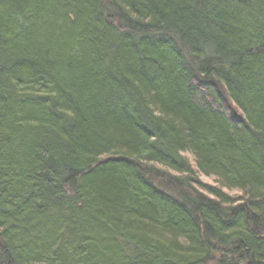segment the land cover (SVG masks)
<instances>
[{
    "label": "trees",
    "instance_id": "trees-1",
    "mask_svg": "<svg viewBox=\"0 0 264 264\" xmlns=\"http://www.w3.org/2000/svg\"><path fill=\"white\" fill-rule=\"evenodd\" d=\"M0 264H264V0H0Z\"/></svg>",
    "mask_w": 264,
    "mask_h": 264
},
{
    "label": "rangeland",
    "instance_id": "rangeland-1",
    "mask_svg": "<svg viewBox=\"0 0 264 264\" xmlns=\"http://www.w3.org/2000/svg\"><path fill=\"white\" fill-rule=\"evenodd\" d=\"M187 158H189L191 161L193 160V157L190 156L189 154L185 155ZM200 180L202 181L203 184L209 185V186H217V180L214 177H206L204 175H200ZM229 194L233 197H238L239 193L237 191H231Z\"/></svg>",
    "mask_w": 264,
    "mask_h": 264
}]
</instances>
